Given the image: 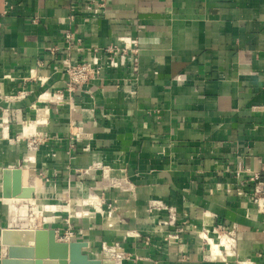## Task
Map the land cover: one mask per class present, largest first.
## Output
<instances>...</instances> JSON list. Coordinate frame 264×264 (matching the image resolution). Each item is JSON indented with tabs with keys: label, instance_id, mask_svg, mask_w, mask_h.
<instances>
[{
	"label": "crops",
	"instance_id": "obj_1",
	"mask_svg": "<svg viewBox=\"0 0 264 264\" xmlns=\"http://www.w3.org/2000/svg\"><path fill=\"white\" fill-rule=\"evenodd\" d=\"M97 2L100 17L71 20L91 0H0V194L3 168L27 169L29 184L53 193L37 228L63 233L69 219L102 264H264L249 180L264 163V0ZM67 30L82 40L69 54ZM135 41L125 65L68 93V55L88 60L95 47ZM232 227L223 260L210 249L218 236L202 229ZM8 232L6 248L34 239ZM113 243L122 258L103 249Z\"/></svg>",
	"mask_w": 264,
	"mask_h": 264
},
{
	"label": "built area",
	"instance_id": "obj_2",
	"mask_svg": "<svg viewBox=\"0 0 264 264\" xmlns=\"http://www.w3.org/2000/svg\"><path fill=\"white\" fill-rule=\"evenodd\" d=\"M104 9H105L104 3L97 2V0H91V3H88L84 6V13H81L79 11L73 12L70 18L71 20H75L77 16H82L84 20H91L93 18L100 17ZM65 40H66L65 49L68 52V54L74 48L80 49L79 44L81 43L82 40L80 38H76L75 33L72 32L71 30L66 31ZM137 47L138 46L136 41L132 42V45L117 44L113 48L100 49L95 47L93 49L94 54L88 60L74 61L72 60L70 55H68L67 58L65 59V63H66L65 71L70 75V80L67 84L68 93L72 94L74 91L77 90L78 87H83L84 84H87L88 82L100 77V75L102 74L105 68H112V67L117 68L119 66L125 65L129 59L133 58L139 53ZM56 50H57L56 48L52 49V51H56ZM71 72L72 74H70ZM23 94L24 92H21V94H19L20 95L19 97L23 96ZM53 97L59 103L72 101V95L69 96V99H66L67 97L62 92L55 93ZM81 134H82L81 130L79 134L73 133L72 139L76 136H80ZM105 172H107V170ZM249 180L254 183L253 191H252V200L253 203L255 204L256 210L257 212L264 214V163L259 171L252 173ZM238 191L241 194V190L238 189ZM44 223H46V218ZM67 224L69 225L68 226L69 229H67L63 233H59V230L55 229L57 239L60 241H67V242L76 241L77 235L69 219H67ZM36 228L37 226H35V229ZM202 232L207 235L213 233L216 236L226 237L228 240H230V242L236 241V236H237L236 227L212 228V229L203 228ZM164 237L167 240H171V239L177 240L179 238L177 233L173 235L165 233ZM204 237L205 239L207 238L206 236ZM103 249L109 252L112 258H116V259L122 258L125 255V250L118 243H113L112 245L109 246L104 244ZM210 249L212 252L211 244H210ZM6 250H7L6 246H2L0 244V260L3 254L6 252ZM229 254H230L229 251L225 250L224 255L227 256ZM215 255L220 259L226 260V257L222 255L221 252Z\"/></svg>",
	"mask_w": 264,
	"mask_h": 264
},
{
	"label": "water",
	"instance_id": "obj_3",
	"mask_svg": "<svg viewBox=\"0 0 264 264\" xmlns=\"http://www.w3.org/2000/svg\"><path fill=\"white\" fill-rule=\"evenodd\" d=\"M2 196L17 197L23 191V169L6 167L2 170ZM35 188L27 187L21 199L33 197ZM87 241H60L54 228H36L31 244L12 243L0 264H102L91 258L85 248Z\"/></svg>",
	"mask_w": 264,
	"mask_h": 264
},
{
	"label": "rangeland",
	"instance_id": "obj_4",
	"mask_svg": "<svg viewBox=\"0 0 264 264\" xmlns=\"http://www.w3.org/2000/svg\"><path fill=\"white\" fill-rule=\"evenodd\" d=\"M66 72V71H65ZM67 73V72H66ZM72 74V72L70 73ZM68 75V80H70V75L69 73H67ZM34 135L37 134V132L33 133ZM40 142L39 139L35 140V144L37 145ZM34 147V146H33ZM27 177H28V171L23 170V191L17 196L18 198H21L24 195V191L26 190L27 187H31L36 189V194L37 197L36 198H31V199H35L40 203V210L42 212H39V217L37 219L34 217V220L32 221V206L30 205L29 199H20V200H16V201H4L1 197H0V223L2 222V220H10V222L13 220H11L12 218H14V209L16 212V218L17 221L10 227H8L7 230H5L4 232L1 233L0 235V244L2 246H5L7 241H9V239H7L9 236V230H18L20 233L24 232V233H29L31 234L34 230H35V226L41 224L42 220L44 219V217H49V216H44L42 215L43 211H44V205L48 203L49 200H51L52 195H53V191L51 192L52 194L49 193V187L48 186H42V187H37L35 185L29 184V182L27 181ZM2 195V194H0ZM59 200L58 197L55 198V201ZM53 201V204L55 205L56 202ZM91 202H94L92 199L90 200ZM96 203V202H95ZM97 204V203H96ZM13 209V212H12ZM17 210V211H16ZM68 210V208H67ZM55 215V214H54ZM31 221V223H30ZM220 236H218L219 238ZM20 240V242H27L26 238L25 239H20V238H11V241H17ZM230 241H227L225 244H230Z\"/></svg>",
	"mask_w": 264,
	"mask_h": 264
},
{
	"label": "bare ground",
	"instance_id": "obj_5",
	"mask_svg": "<svg viewBox=\"0 0 264 264\" xmlns=\"http://www.w3.org/2000/svg\"><path fill=\"white\" fill-rule=\"evenodd\" d=\"M40 121V120H39ZM35 126H36V121H32L31 123H29V124H26L25 125V130H26V133L27 134H30L31 132H33L34 131V128H35ZM113 183H115V182H113ZM117 183V182H116ZM119 184V183H118ZM93 197V196H92ZM91 197V199H94V198H92ZM95 200V199H94ZM97 202V201H96ZM68 211H70L71 212V214H76L77 216H82V215H85V214H87L88 212L87 211H85V210H82V208H78L77 207V209H72V207H70V206H68ZM39 212H40V209H38L37 208V206H33L32 207V214H31V216H32V221L34 220V217L36 218V216H37V219H38V217L40 216L39 215ZM88 215V214H87ZM40 218V217H39ZM30 223H31V221H30ZM206 235V234H205ZM207 236V238H208V235H206ZM209 240H210V244H211V248H212V253L213 254H219L220 253V251H221V245H223V244H225L227 241H230V240H228L226 237H223V236H220L219 238H218V241H215L212 237H209ZM33 242V240L31 241V242H29L30 244ZM222 254V253H221ZM241 264H251V262H249L248 260L247 261H243V262H241Z\"/></svg>",
	"mask_w": 264,
	"mask_h": 264
}]
</instances>
